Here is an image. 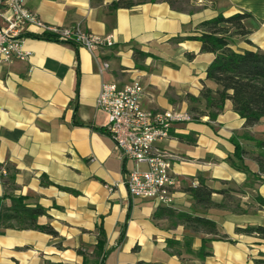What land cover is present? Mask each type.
<instances>
[{
	"label": "crops",
	"instance_id": "crops-1",
	"mask_svg": "<svg viewBox=\"0 0 264 264\" xmlns=\"http://www.w3.org/2000/svg\"><path fill=\"white\" fill-rule=\"evenodd\" d=\"M114 1L24 0L46 23H80L113 43L88 51L28 35L27 59L0 62V196L5 205L9 196H23L27 206L43 207L37 223L55 231L0 228V264H254L264 254V239L235 228L264 225L256 199L264 198V174L255 160L261 138L243 126L228 99L209 117L200 91L217 87L206 78L214 55L188 36L219 13L248 12L250 32L232 36L231 47L264 50V0H133L131 7H113ZM133 80L143 88L142 108L186 111L192 118L173 123L169 136L154 144L173 155L169 206L128 194L123 180L131 163L120 157L95 104L102 83ZM232 139L244 150L239 158ZM200 181L216 190L234 188L245 213L196 207L186 189ZM221 199L212 193L213 201ZM180 211L214 220L227 238L207 240L210 254L202 259L186 252L187 236L196 252L211 235L192 232L168 214ZM100 229L103 255L95 253ZM168 240L178 243L167 247Z\"/></svg>",
	"mask_w": 264,
	"mask_h": 264
},
{
	"label": "trees",
	"instance_id": "trees-1",
	"mask_svg": "<svg viewBox=\"0 0 264 264\" xmlns=\"http://www.w3.org/2000/svg\"><path fill=\"white\" fill-rule=\"evenodd\" d=\"M135 4L133 0H117L114 1L113 7H131ZM251 17L248 12H239L224 16L217 14L216 16L205 19L197 25L198 33L188 36L190 39L199 40L201 43L200 51L213 53V58L206 68V78L214 82L217 87L212 90L203 87L200 91V97L205 100V107L209 109V117L214 118L216 114L223 108L225 100H230L233 110L244 119L243 126H253L261 119H264V50L260 49H244L242 51L234 50L231 47V37L234 35L246 36L250 30L244 23ZM44 38L51 40L48 37ZM53 41V40H52ZM191 57V54H187ZM197 100L198 98L193 97ZM234 141V139H232ZM235 154L237 158L244 151L237 141H234ZM256 145L262 151L255 156L260 174H264V140H256ZM41 183L51 184V182L42 177ZM60 189L75 192L72 189L58 186ZM186 191L193 197L195 206L199 208L216 207L233 213H245L246 209L239 204L235 198L234 188L213 189L200 181L197 186L187 187ZM219 193L222 199L219 202L212 200V193ZM6 196H0V228L25 229L33 228L45 233L54 235L55 231L48 225H39L37 217L45 213V209L39 205L29 207L24 203L23 196H9V203H3ZM258 204L264 207V198H256ZM178 218L179 221L192 232H201L211 235L209 238H202V243L196 252L190 248L191 237L187 236L184 240L185 251L195 254L202 259L209 255L210 252L204 249V243L209 239H226L227 235L221 233L216 222L208 217L180 211L169 212ZM157 216V214H154ZM236 233L255 235L264 239V225H249L246 227H236ZM105 237L100 229L98 233L97 243L95 245V253L103 255V245ZM178 242L168 240L167 247H173ZM173 251V252H172ZM171 253L179 254L178 250H172ZM83 254L81 250H78ZM254 264H264V254L253 259ZM87 264V263H83ZM139 264H151L139 262Z\"/></svg>",
	"mask_w": 264,
	"mask_h": 264
},
{
	"label": "built area",
	"instance_id": "built-area-1",
	"mask_svg": "<svg viewBox=\"0 0 264 264\" xmlns=\"http://www.w3.org/2000/svg\"><path fill=\"white\" fill-rule=\"evenodd\" d=\"M28 35L82 46L88 51L113 43L110 36L93 34L80 23L69 26L46 23L25 7L24 0H0V62L27 59L31 52L24 48L23 42ZM142 95L139 81L123 85L104 82L95 104L106 115L105 130L113 139L120 157L131 163L123 180L128 194L169 206L176 184L170 171L173 155L154 144L169 136L173 123L192 118L186 111L144 109L140 104Z\"/></svg>",
	"mask_w": 264,
	"mask_h": 264
},
{
	"label": "rangeland",
	"instance_id": "rangeland-1",
	"mask_svg": "<svg viewBox=\"0 0 264 264\" xmlns=\"http://www.w3.org/2000/svg\"><path fill=\"white\" fill-rule=\"evenodd\" d=\"M251 130H253L254 134L264 140V120H261L257 125L252 126Z\"/></svg>",
	"mask_w": 264,
	"mask_h": 264
}]
</instances>
